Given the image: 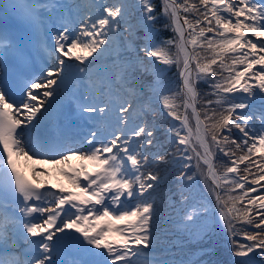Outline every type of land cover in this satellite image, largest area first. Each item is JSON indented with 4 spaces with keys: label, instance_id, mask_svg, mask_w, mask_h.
I'll return each instance as SVG.
<instances>
[{
    "label": "snow or ice",
    "instance_id": "snow-or-ice-1",
    "mask_svg": "<svg viewBox=\"0 0 264 264\" xmlns=\"http://www.w3.org/2000/svg\"><path fill=\"white\" fill-rule=\"evenodd\" d=\"M12 7L33 26L39 23L35 5ZM44 7L58 5L53 0ZM71 7L61 17L64 24L52 36L53 45L45 42L41 48L55 64L25 81L26 98L11 99L0 85V253L9 252L20 240L31 250L23 254L24 260L0 255V264H151L146 250L152 247L159 210L150 190L162 180L153 168L176 162L182 203L187 199L185 186L199 173L212 188L229 236L237 234L235 222L255 229L242 233L251 243L233 239V264H264V0H161L159 15L168 21L164 28L173 36L159 43L153 36L158 18L153 0H138L144 43L134 51L138 57L143 53L148 64L140 59L134 66L117 59L113 72L96 66L122 35L126 0L97 4L95 14L82 16L78 28ZM173 47L174 55L169 51ZM18 55L22 53L17 45L0 33V66ZM173 64L180 82L168 89L160 80L165 72L161 65ZM137 70L154 78L146 85L151 93L147 100L143 89L127 87ZM66 74L78 81L87 77L88 82L84 102L78 100L77 108L81 114H91L94 129L79 148L52 145L38 132L33 141L30 134L38 129V114L51 111ZM200 83L210 89L204 96L214 99H202ZM121 89L126 94L116 95ZM153 97L160 109L153 106ZM257 97L258 112L252 104ZM158 114L171 118L166 134L172 148L166 151L156 139ZM218 157L227 158L221 159L222 172L217 171ZM29 162L31 180L24 171ZM37 163L52 165L75 190L61 186L53 191L40 179L49 175L48 170L36 168ZM192 167L196 172L188 175ZM217 189L241 194H229L225 200ZM4 193L14 202L12 211ZM245 200L242 208L237 207ZM208 213L206 205L193 204L184 220L189 223ZM68 255L72 258L62 259Z\"/></svg>",
    "mask_w": 264,
    "mask_h": 264
},
{
    "label": "trees",
    "instance_id": "trees-1",
    "mask_svg": "<svg viewBox=\"0 0 264 264\" xmlns=\"http://www.w3.org/2000/svg\"><path fill=\"white\" fill-rule=\"evenodd\" d=\"M130 0H126L128 4ZM198 2V0H197ZM160 4L161 0H159L157 7V20L155 22V39L159 43L161 40L171 38L173 36V32L169 29L164 28V25L168 23V21L160 16ZM191 18V17H190ZM126 29H131V31H126ZM120 33L117 38V41L113 43L112 50L106 54L114 55L116 51H118V45L121 46L130 52V54L124 58L118 59L121 63H125L127 59L132 60L134 66L139 64V60L143 59L142 54L139 53V57L137 56V52L133 53L132 44L139 47L142 46L143 43V33L137 31L133 22L125 17L124 21H121L120 24ZM208 35H212L209 33ZM170 52H175L176 49L170 48ZM199 51V49H197ZM101 59V58H100ZM117 59L112 58L110 61H102L100 60L97 65L98 69L103 70L105 68L108 71L113 72L114 63ZM144 61V59H143ZM145 63V61H144ZM146 64V63H145ZM194 67V65H193ZM175 70V69H174ZM146 78H152L150 73H145L142 71H133L131 73L128 88L135 89L137 91L143 89V99L146 100L148 96L151 95L150 91L143 83ZM114 79V77H113ZM179 72L178 68L174 73L166 76L162 79V84L167 86L168 89L175 88L179 84ZM119 85H115V88L119 89ZM198 91L201 93V97L206 99H214V97L208 96L205 97L204 93L210 91L207 84L200 83L198 85ZM258 91V90H257ZM117 95L126 94L124 90L121 89L120 92L116 93ZM136 107L135 103L133 104ZM261 106V105H260ZM198 109H201V105H197ZM255 111H259L258 108H254ZM189 116L191 114L189 113ZM149 121L153 120V117L149 115L147 117ZM170 123V118H166L163 114H158L155 117L156 124V139L159 143L163 145V150H169L172 148L171 143L166 140V136L162 133H159L158 130L163 129L164 127H168ZM257 126L259 122L257 121ZM233 135L238 137V133L236 130H233ZM239 155V153H237ZM221 159L226 161L227 158L218 157L217 158V171L222 172L224 169L221 167ZM172 163L169 164H161L155 166L153 168L154 171L158 172L162 180L158 184V186L154 190H150L152 195L151 198L154 200L157 209L159 210V218L158 221L154 222L153 231H154V239L152 242V246L157 248H165L168 249V253L164 256L166 260L164 262L156 263V264H233L234 258L232 256L233 251V239L238 241L239 243H246L243 240V231H255L248 225H243L240 222H235V229L238 230L235 237H230L226 226V236L228 240V245L231 251L228 250L225 245L224 240V230L221 225L217 223L215 219L216 211H215V195L212 191L210 184H205L204 181L200 178L199 173H197L190 184L185 186L184 196L188 198L189 206L193 204L197 205H206L209 208V213L207 216L201 215L195 218L192 222L185 223L182 225H173L171 221L176 218L183 219L184 216H176L175 214L171 215V208H176L178 205V200L181 199L180 196V187L181 185L176 183L175 181L178 179L179 166L177 165L174 169H169ZM230 166V165H229ZM241 174H243V167L241 165ZM196 172L195 167H192L188 170V175H193ZM166 181H174L172 184H166ZM231 187V186H229ZM248 187V185H246ZM220 195L223 199H227L229 194L236 196L240 195V190H236L235 192L228 193L227 191L220 190ZM255 195V194H251ZM244 202H240L237 204V207H243ZM189 208V207H188ZM162 256V255H160ZM159 256V257H160ZM254 257L258 260H261V257L258 254H255ZM234 258V259H233Z\"/></svg>",
    "mask_w": 264,
    "mask_h": 264
},
{
    "label": "bare ground",
    "instance_id": "bare-ground-1",
    "mask_svg": "<svg viewBox=\"0 0 264 264\" xmlns=\"http://www.w3.org/2000/svg\"><path fill=\"white\" fill-rule=\"evenodd\" d=\"M75 1L76 2H74L73 5H79L80 6L78 8L73 7V9L76 12V15L73 14V16L77 17L78 21L82 17V12H84L83 16H86L89 12L92 13V8H93L92 5L93 4H90L89 0H75ZM89 117H90V114H86V113L81 114V120L83 122H88L90 124H94V122L91 119H89ZM30 169H31V165H29V163H28V166H27V168H25V170L30 171ZM43 169H46V167H43ZM50 178L52 180H54L56 178V175L54 173H51Z\"/></svg>",
    "mask_w": 264,
    "mask_h": 264
},
{
    "label": "rangeland",
    "instance_id": "rangeland-1",
    "mask_svg": "<svg viewBox=\"0 0 264 264\" xmlns=\"http://www.w3.org/2000/svg\"><path fill=\"white\" fill-rule=\"evenodd\" d=\"M105 2V0H98L97 2H95V4L93 3V5H92V14H95V12H96V5L97 4H99V3H104ZM106 2L107 3H112L113 2V0H106ZM91 4V3H90ZM83 14H84V12H82V16H83ZM74 62V61H73ZM74 63H76V62H74ZM85 78H87V77H85ZM131 123V122H130ZM191 124V123H190ZM192 126V125H191ZM193 131H194V129H193ZM48 165H50V164H48ZM52 165H50L48 168H50ZM133 203H135V201H133ZM217 219H218V221H220V219H219V216L217 217ZM221 224L223 225V223L221 222ZM146 252L148 253V256L150 257L151 255H149V252H148V250H146ZM151 258V257H150Z\"/></svg>",
    "mask_w": 264,
    "mask_h": 264
}]
</instances>
